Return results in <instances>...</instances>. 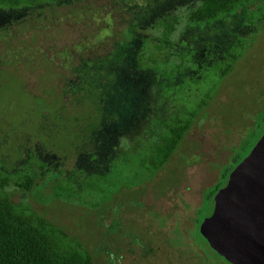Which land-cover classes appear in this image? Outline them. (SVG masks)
Here are the masks:
<instances>
[{"label": "rangeland", "instance_id": "obj_1", "mask_svg": "<svg viewBox=\"0 0 264 264\" xmlns=\"http://www.w3.org/2000/svg\"><path fill=\"white\" fill-rule=\"evenodd\" d=\"M201 1L59 0L0 7V171L33 179L29 190L9 185L7 193L60 227L67 234L56 237L60 244L80 242L95 264H108L96 246L104 238L113 250L111 264H154L155 254L139 253L141 245L133 242L140 227L119 224L118 207L125 208L124 221H135L147 205L166 227L176 221L187 227L225 165L264 135V1L250 0L215 21L187 23L186 14ZM173 17L179 22L170 44L156 50L162 24ZM119 48L121 54L107 62L113 72L106 85L101 79L106 91L98 104L59 95L58 85L71 78L68 68L80 57L89 64ZM229 52L237 58L220 78L216 72ZM153 59L161 60L158 69ZM201 98L204 104L165 165L151 178L119 188L115 199L105 198L100 220L83 191L88 179L110 175L113 160L155 142L161 121L186 115ZM81 178L83 184L72 188ZM203 208L200 216L210 206ZM144 229L152 246L162 239ZM214 264L230 263L216 258Z\"/></svg>", "mask_w": 264, "mask_h": 264}, {"label": "trees", "instance_id": "obj_2", "mask_svg": "<svg viewBox=\"0 0 264 264\" xmlns=\"http://www.w3.org/2000/svg\"><path fill=\"white\" fill-rule=\"evenodd\" d=\"M57 1L59 0H0V7H37ZM249 2L250 0H202L189 10L185 16V21L192 25L215 21L234 12L240 5ZM259 6L256 7V10L259 9ZM178 22L179 20L173 17L162 24L159 41L153 46L156 50L160 51L170 44L171 34L174 32ZM115 51L111 52L110 56L95 57L90 60L89 64L88 58L80 57L78 62L68 68L71 72L69 73L71 78L61 80L60 85H58L59 95H73L79 102L84 99L82 97L92 98L94 103L98 104L99 98H102L106 91L100 90V85L103 84L102 80L105 81L104 84L106 85L109 80V72H113L112 66L107 64V62L114 60L116 53L120 55L122 50L119 48L117 52ZM71 56L67 55L65 59L67 60ZM226 56L227 61L216 72V75L220 78L230 71L237 58V54L231 52L227 53ZM153 62L152 67L158 69L156 66L161 60L153 59ZM48 70L50 72L49 68ZM104 70L108 71L107 75L103 73ZM97 78L99 79L98 84L96 82L93 83ZM51 89L53 88L51 87ZM204 101V98L199 99L192 108L187 110L184 116L175 113L161 121L162 133L159 138L155 142L147 144L138 150L126 152L113 160L111 163L112 175L100 173L94 174V178L88 179V186L84 187L83 191H88V196H90L89 204L98 210L100 220L105 221V215L102 214L108 207L103 202L105 198L113 197L115 199V192L119 188L130 186L134 182H143L151 178L165 165L176 150L188 130L192 118L202 107ZM251 147L244 150L243 156L246 155ZM243 156L233 158L232 161L225 165L218 181L202 194V201L195 209L194 215L190 219L192 222L187 227L180 225L179 221L166 227L165 218L155 214L147 205L143 212L137 211L133 215L135 221H132V218L124 221L125 215L123 213L125 208L119 206L117 214L119 224L125 225V228L131 226L130 229L136 226L140 227L139 231L136 230V233L132 234V239L134 240L132 241L141 245L142 249H138L139 253L143 251L146 254H155L154 264H158L156 260L160 264H214L216 258L229 263L209 247L206 240L199 233L198 227L201 220L209 215L212 210L214 193L225 184L229 171ZM82 179L77 180L72 188L75 187L76 189L80 186V183L83 184ZM32 184L33 179L30 174L22 173L21 177L17 179L8 173L0 171V264H95L92 253L89 250L87 251L80 242L75 240V247H66L60 244L56 237L59 235L65 237L67 234L60 227L39 215L30 205L13 202L6 190L9 185L29 190ZM107 191H110V193H107ZM99 193L103 195L102 198L98 197ZM107 194H109L108 197H106ZM205 205L210 206L209 212L200 216ZM143 217L152 218L153 222L160 227H156L150 221H144ZM156 220L158 223H156ZM146 226H148L153 235L162 237L153 246L151 238H143L146 236L144 229ZM163 227H165V230H162ZM169 231H171V236L168 235ZM110 236L107 234L106 237L111 238ZM104 240L96 246L100 251H103L105 261L111 264L113 250L106 247ZM126 243L127 241L125 242V247ZM128 251L133 255L136 254L137 250L130 247ZM127 259L128 257H123L124 261H127Z\"/></svg>", "mask_w": 264, "mask_h": 264}, {"label": "water", "instance_id": "obj_3", "mask_svg": "<svg viewBox=\"0 0 264 264\" xmlns=\"http://www.w3.org/2000/svg\"><path fill=\"white\" fill-rule=\"evenodd\" d=\"M231 264H264V135L229 171L198 227Z\"/></svg>", "mask_w": 264, "mask_h": 264}]
</instances>
